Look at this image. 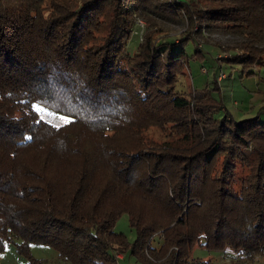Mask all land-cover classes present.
<instances>
[{"label":"trees","instance_id":"16d2710c","mask_svg":"<svg viewBox=\"0 0 264 264\" xmlns=\"http://www.w3.org/2000/svg\"><path fill=\"white\" fill-rule=\"evenodd\" d=\"M149 14L187 33L155 37L149 23L127 52ZM208 32L241 41L229 63L244 75L264 67V0H0V251L118 264L127 213L139 263H196L200 246L264 264V120L218 117L217 79L178 87L190 60L218 56L200 45ZM168 126L162 143L147 137Z\"/></svg>","mask_w":264,"mask_h":264},{"label":"rangeland","instance_id":"374dc122","mask_svg":"<svg viewBox=\"0 0 264 264\" xmlns=\"http://www.w3.org/2000/svg\"><path fill=\"white\" fill-rule=\"evenodd\" d=\"M149 19L137 18L135 27L137 34H133L130 39L127 52L135 53L140 40L142 42L148 32L149 23L154 26L155 31L161 32L160 35L155 34V37L167 35V38L179 39L188 30L187 24L181 25L178 20H165L152 14H149ZM196 31H199V29L197 28ZM199 39L201 46L209 44L212 48L215 47V50L218 51V56L207 53L205 58L197 57L190 60L188 70L179 79L178 83L182 94L186 96L191 93V96H193L195 88H204L207 83H210V87L214 88L212 82L217 79L220 92H214V94L224 104V112H221L218 117H223L227 112L237 121L258 116L263 121L264 67L255 65V68L249 71L250 73L254 72L253 75H249V72L244 75L242 65L229 63L232 55L242 53L241 41L234 38L231 34L208 32L204 36L199 37ZM217 58L220 59L218 60ZM39 113L42 119L56 127L64 126L70 121L68 117L46 109L40 108ZM165 136L167 139L172 136L170 126L161 132L152 129L147 135L151 141L160 143L164 141ZM129 219V214H123L118 219L114 229L116 233L125 235L128 245V249L122 255L123 259L119 260L118 264H142L130 253L131 247L137 239V233L136 230L130 228ZM31 251L35 258L44 260L46 264H65L59 259L56 250L50 246L33 244ZM192 258L196 261V263L192 264H244L230 250H208L200 246L193 250ZM0 264H27V259L18 252L15 245L10 244L5 247L4 251H0ZM253 264L262 263L255 262Z\"/></svg>","mask_w":264,"mask_h":264},{"label":"built area","instance_id":"2783aa9c","mask_svg":"<svg viewBox=\"0 0 264 264\" xmlns=\"http://www.w3.org/2000/svg\"><path fill=\"white\" fill-rule=\"evenodd\" d=\"M116 258L118 259V260H121L123 257H122V254H117L116 255Z\"/></svg>","mask_w":264,"mask_h":264},{"label":"crops","instance_id":"0c3cea01","mask_svg":"<svg viewBox=\"0 0 264 264\" xmlns=\"http://www.w3.org/2000/svg\"><path fill=\"white\" fill-rule=\"evenodd\" d=\"M123 259V258H122Z\"/></svg>","mask_w":264,"mask_h":264}]
</instances>
